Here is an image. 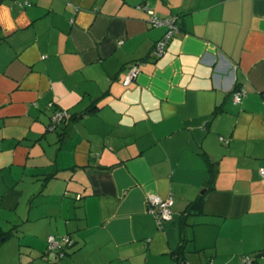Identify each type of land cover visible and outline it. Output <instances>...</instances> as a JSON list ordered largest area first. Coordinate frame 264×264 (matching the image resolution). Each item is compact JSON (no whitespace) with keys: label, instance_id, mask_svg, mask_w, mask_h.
<instances>
[{"label":"crops","instance_id":"0c3cea01","mask_svg":"<svg viewBox=\"0 0 264 264\" xmlns=\"http://www.w3.org/2000/svg\"><path fill=\"white\" fill-rule=\"evenodd\" d=\"M150 12L178 18L160 57ZM59 111L72 118L52 126ZM263 166L264 0L0 1V249L264 264ZM150 194L173 197L170 219ZM67 234L75 246L49 261L48 237Z\"/></svg>","mask_w":264,"mask_h":264},{"label":"built area","instance_id":"2783aa9c","mask_svg":"<svg viewBox=\"0 0 264 264\" xmlns=\"http://www.w3.org/2000/svg\"><path fill=\"white\" fill-rule=\"evenodd\" d=\"M150 14L152 26H163L167 28L165 36L160 41H158L154 47L155 56L160 57L166 51L170 40L179 31L178 18L176 16L158 17L154 16L152 12H150ZM139 73V67L137 65L132 66L126 76L124 84L129 85L137 78ZM245 94V89H237L233 95L234 103H240ZM69 117L70 114L68 111H59L55 113L52 118V126H57L63 123ZM259 173L261 176H264V166L259 169ZM173 203L174 200L172 196L164 198L156 194H150L147 197L148 212L153 214L160 224L163 220H167L172 217ZM74 242V239L68 234L60 237L49 236L47 239V252L50 256L53 255L55 258H62L67 253V251L72 248ZM252 262L253 258L249 255H246L242 258V264H252Z\"/></svg>","mask_w":264,"mask_h":264},{"label":"rangeland","instance_id":"374dc122","mask_svg":"<svg viewBox=\"0 0 264 264\" xmlns=\"http://www.w3.org/2000/svg\"><path fill=\"white\" fill-rule=\"evenodd\" d=\"M20 234L22 236V233ZM26 238L24 237V239ZM12 243L13 242L11 240L8 244H6L5 246H3V248L0 249V264H31L34 261L32 256L31 259H27V257L30 256V252L26 251V249H24V251L22 250V253H18L17 247H19V244L17 242L16 244H13V247H15V251H13L12 246H10L12 245ZM48 257L50 258L49 261H61L60 258H55L53 255Z\"/></svg>","mask_w":264,"mask_h":264},{"label":"trees","instance_id":"16d2710c","mask_svg":"<svg viewBox=\"0 0 264 264\" xmlns=\"http://www.w3.org/2000/svg\"><path fill=\"white\" fill-rule=\"evenodd\" d=\"M176 17H177V16H176ZM236 90H237V89H236ZM236 90H235V91H236ZM235 91H234V92H235ZM97 107H98V106L96 105V102H94L90 107H88L87 112H94V111L96 110ZM71 118H72V115H71L70 119H71ZM70 119H68V120H70ZM66 122H67V120L64 121L63 123H66ZM202 204H203V198L199 199L196 203L190 205V206L187 208V211H188V212H192L193 210H197V211H198V210L201 209ZM5 236H6V235H5L4 233L0 232V240H1V239H4ZM70 236H71V235H70ZM0 242H1V241H0ZM74 246H75V245H73L72 248H73ZM70 249H71V248H70ZM70 249H69L67 252H69ZM256 258H257V257H255V258L253 259L252 264H257Z\"/></svg>","mask_w":264,"mask_h":264}]
</instances>
